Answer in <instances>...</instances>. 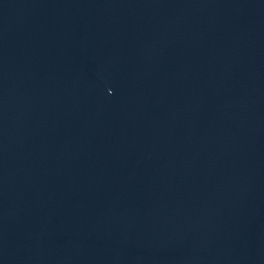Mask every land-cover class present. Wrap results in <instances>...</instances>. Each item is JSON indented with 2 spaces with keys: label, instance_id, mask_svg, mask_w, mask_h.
I'll use <instances>...</instances> for the list:
<instances>
[{
  "label": "water",
  "instance_id": "1",
  "mask_svg": "<svg viewBox=\"0 0 264 264\" xmlns=\"http://www.w3.org/2000/svg\"><path fill=\"white\" fill-rule=\"evenodd\" d=\"M0 264H264V0H0Z\"/></svg>",
  "mask_w": 264,
  "mask_h": 264
}]
</instances>
